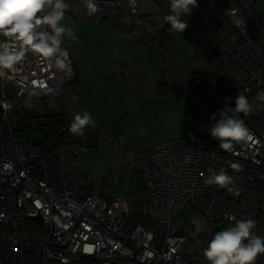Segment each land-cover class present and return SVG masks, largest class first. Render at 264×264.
I'll return each instance as SVG.
<instances>
[{"label":"built area","instance_id":"obj_1","mask_svg":"<svg viewBox=\"0 0 264 264\" xmlns=\"http://www.w3.org/2000/svg\"><path fill=\"white\" fill-rule=\"evenodd\" d=\"M4 1L0 264H75L81 256L95 264H264V0H159L223 64L243 100L198 119L210 144L169 139L140 149L115 142L113 180L131 171L148 186L147 197L132 200L109 199L88 172L68 169L69 159L88 152L86 121L45 124L47 144L13 129L37 112L47 117L74 68L64 42L44 27L25 43L3 35ZM56 2L78 20L118 16L124 29L137 15V0ZM212 221L227 224L219 229Z\"/></svg>","mask_w":264,"mask_h":264},{"label":"rangeland","instance_id":"obj_2","mask_svg":"<svg viewBox=\"0 0 264 264\" xmlns=\"http://www.w3.org/2000/svg\"><path fill=\"white\" fill-rule=\"evenodd\" d=\"M4 2L3 35L25 43L44 27L66 45L74 80L66 86L60 105L51 110H66L70 124L84 120L87 130L96 133L89 138L88 152L69 159L67 167L88 172L109 199L149 194L144 177L134 172L113 180L115 142L140 149L169 139L210 144L198 119L221 103L243 100L223 64L213 62L157 0H137L138 13L145 16L130 30L117 19L77 20L56 0ZM116 73L125 80H116ZM243 116L251 121L246 111ZM251 122L259 127L257 121ZM42 123L37 112L13 129L31 143L42 142L47 128ZM212 224L224 229L227 223Z\"/></svg>","mask_w":264,"mask_h":264},{"label":"trees","instance_id":"obj_3","mask_svg":"<svg viewBox=\"0 0 264 264\" xmlns=\"http://www.w3.org/2000/svg\"><path fill=\"white\" fill-rule=\"evenodd\" d=\"M159 3H160V1L159 0H157ZM160 5L162 6V7H164V5L162 4V3H160ZM137 15H138V17L136 18V19H134L133 20V22H132V25L128 28V30H130V29H132L135 25H136V23H138V22H140L141 21V18H143L145 15H140L139 13H138V2H137ZM118 17V16H117ZM116 16H114L112 19L110 18V19H108V20H113V19H117L118 20V22H119V19L117 18ZM74 18V17H73ZM76 19V18H75ZM78 20V19H77ZM103 20H107V19H103ZM81 21H83V20H81ZM102 21V20H101ZM112 22H114V21H112ZM120 24V23H119ZM121 25V24H120ZM121 27L123 28V26L121 25ZM50 115V116H49ZM49 115H47V117H43V123L42 124H50V122H54V121H59V120H63V119H66L67 121H68V118H67V115L65 114V113H59V112H51ZM32 117V116H31ZM96 137V133H93V132H90V138L93 140L94 138ZM51 138V137H50ZM48 140H49V138H44V136H43V140H42V142H37V143H40V144H47V142H48ZM88 142H89V146H90V141H89V139H88ZM36 143V144H37ZM52 144V143H51ZM27 232H29L30 234H34L35 232L34 231H29V230H27ZM96 262H95V259H93V258H91V257H85V256H81V257H78L77 259H76V263L75 264H95Z\"/></svg>","mask_w":264,"mask_h":264},{"label":"crops","instance_id":"obj_4","mask_svg":"<svg viewBox=\"0 0 264 264\" xmlns=\"http://www.w3.org/2000/svg\"><path fill=\"white\" fill-rule=\"evenodd\" d=\"M114 80H115V78H114ZM116 80H118L119 82H121V81H124L125 80V78L123 77V76H121V75H119V74H117L116 73ZM74 83V82H73ZM76 84L74 83L73 84V86L72 87H74ZM64 96H65V94H64ZM61 100H62V97H61V99L57 102V104L56 105H60V102H61ZM118 104L119 105H122V102H118ZM55 108V107H54ZM53 108V109H54ZM50 110L51 112H57V111H54V110ZM59 113H65L66 114V110H64V109H62V110H60V111H58Z\"/></svg>","mask_w":264,"mask_h":264},{"label":"bare ground","instance_id":"obj_5","mask_svg":"<svg viewBox=\"0 0 264 264\" xmlns=\"http://www.w3.org/2000/svg\"><path fill=\"white\" fill-rule=\"evenodd\" d=\"M138 17V15H136L135 19ZM73 64V63H72Z\"/></svg>","mask_w":264,"mask_h":264}]
</instances>
